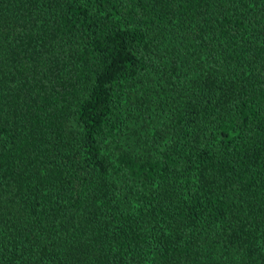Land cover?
<instances>
[{"label":"trees","instance_id":"16d2710c","mask_svg":"<svg viewBox=\"0 0 264 264\" xmlns=\"http://www.w3.org/2000/svg\"><path fill=\"white\" fill-rule=\"evenodd\" d=\"M0 264H264V0H0Z\"/></svg>","mask_w":264,"mask_h":264}]
</instances>
